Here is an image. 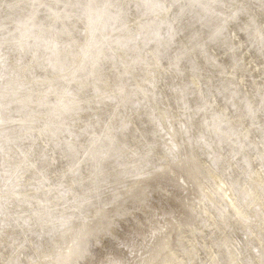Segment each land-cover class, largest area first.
<instances>
[{
  "label": "bare ground",
  "instance_id": "obj_1",
  "mask_svg": "<svg viewBox=\"0 0 264 264\" xmlns=\"http://www.w3.org/2000/svg\"><path fill=\"white\" fill-rule=\"evenodd\" d=\"M155 2L169 10L146 17L140 0H0V264H264V0ZM105 3L120 9L126 33L113 39L157 41L148 45L159 62L154 96L136 108L92 104L53 155L35 129L57 99L49 88L67 85L48 83V57L54 49L80 64ZM143 77L137 65L134 81ZM97 79L101 93L120 83L107 61ZM212 116L218 137L206 131ZM169 120L179 151L160 132ZM61 183L75 211L46 206L45 190Z\"/></svg>",
  "mask_w": 264,
  "mask_h": 264
},
{
  "label": "clouds",
  "instance_id": "obj_2",
  "mask_svg": "<svg viewBox=\"0 0 264 264\" xmlns=\"http://www.w3.org/2000/svg\"><path fill=\"white\" fill-rule=\"evenodd\" d=\"M87 7L92 9L95 5L89 3ZM137 7L146 10V17L148 13L158 10H169L163 4L155 2V0H140ZM111 9H114V11L110 12L109 10ZM119 19L120 9L116 5L105 3L102 6V9L90 21L93 39L80 64H75V56L70 62L67 56L61 57L54 49L51 56L48 57V62L53 69V79L48 81V83L53 86L67 85L59 92L56 87L49 88L48 91L56 95L57 99L51 104L44 105L45 109L51 110H46L43 113V119L38 121L39 127L35 129L38 138H45L46 147L51 146L53 155L62 143H66L62 139L65 134H67L69 139L75 138L76 118L81 112L90 109L92 104L98 105L101 99H107L117 103L118 107L131 105V107L136 108L143 105L148 96H154V70L159 67V62L157 57L148 51V45L157 41H154L150 34L142 33L127 40L126 44L122 45L121 40L113 39V34L116 32L126 35L123 28L116 27ZM97 35L101 37L99 40L95 39ZM160 40H163V37ZM121 52H123V55H121ZM102 61L112 64L120 80V83L112 92L101 93V90L97 87L99 83L97 70ZM137 65H142L144 68V77L139 82H135L133 78V72ZM120 69H123V71H120ZM72 84H76L77 88L74 91H69L68 88ZM143 85H147L148 88L143 87ZM87 87L93 88L94 96L81 98L80 92ZM148 89H153V91L149 92ZM214 105L215 101L213 100L211 104H205L201 111L210 112ZM167 124V129L164 128L163 124L159 125L160 132L167 144L171 145V150L179 151L182 145L175 142L179 133L170 120L167 121ZM205 126L207 133L212 136L218 137L222 134V125L218 117L212 116L209 120H206ZM179 127L185 136H189L190 129L187 125L180 123ZM101 139L107 140L109 149L113 150L114 146L111 136L102 134V137H97V141L99 142ZM189 142H191L190 137ZM200 142L207 143L203 135L200 137ZM30 166L32 168L36 167L35 164ZM78 166L77 164L70 167L68 174L74 177L77 176ZM37 174L41 177L39 183L43 187L47 180L39 171H37ZM14 183H16L15 177H9L6 180V185ZM78 184L79 181L74 180L72 187L74 188ZM71 194V188L66 189L63 183L49 187L44 194L46 206L53 212L75 211V209L70 207L74 201L67 200V197ZM54 221L55 217L50 215L48 222L52 223ZM131 264H136V260L131 261Z\"/></svg>",
  "mask_w": 264,
  "mask_h": 264
}]
</instances>
